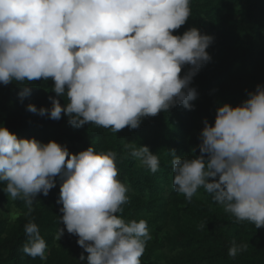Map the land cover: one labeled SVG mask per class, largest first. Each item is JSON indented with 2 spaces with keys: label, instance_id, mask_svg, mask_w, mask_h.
Wrapping results in <instances>:
<instances>
[{
  "label": "clouds",
  "instance_id": "clouds-1",
  "mask_svg": "<svg viewBox=\"0 0 264 264\" xmlns=\"http://www.w3.org/2000/svg\"><path fill=\"white\" fill-rule=\"evenodd\" d=\"M191 0H0V83L16 82L18 96L30 95L24 84L51 78L53 92L66 97L63 106L27 110L79 128L95 124L118 132L136 129L141 119L185 109L197 98L190 87L200 67L210 60L206 49L213 37L193 27L182 35L173 31L186 23ZM188 70L180 75L182 68ZM200 155L183 158L169 150L174 190L191 201L203 187L236 221L264 227V86L238 106L216 109L214 124L203 121ZM130 155L152 173L160 161L147 146ZM116 153H97L90 146L72 154L54 141L17 138L0 126V182L12 199L31 205L38 193L47 196L62 177L58 204L66 231L87 255V264H141L152 237L141 219L125 222L117 213L128 202L120 182ZM209 178L211 182H209ZM28 236L22 251L47 260V244L38 226H24ZM65 229L58 228L57 241ZM247 245L233 242L235 257ZM84 264L83 252L79 256Z\"/></svg>",
  "mask_w": 264,
  "mask_h": 264
},
{
  "label": "trees",
  "instance_id": "trees-1",
  "mask_svg": "<svg viewBox=\"0 0 264 264\" xmlns=\"http://www.w3.org/2000/svg\"><path fill=\"white\" fill-rule=\"evenodd\" d=\"M190 9L186 23L172 34L182 35L195 27L213 37L206 49L210 60L190 84L197 92V98L189 102L191 109L177 105L143 117L136 129L126 126L116 133L91 123L75 128L63 112L59 120H52L47 114L27 110L28 104L50 109V96L62 106L68 102L52 91L51 78L25 81L30 95L23 99L18 96L22 88L14 81L0 83V126L18 139L57 142L72 154L90 146L97 153L115 152L116 178L128 188L129 198L117 215L125 222L146 220L152 237L140 257L141 264H264V227L256 228L246 220L237 222L203 187L191 201L186 200L173 188V157L169 154L174 149L178 157L199 156L203 121L213 125L218 106H238L258 84L264 86V0H191ZM187 70L188 66L182 68L180 75ZM139 146H147L158 156L157 172L130 155ZM54 181L47 196L38 193L33 198L31 211L22 199L14 200L5 193L6 182H0V264H80L82 252L87 264L88 253L76 243L78 236L67 233L60 220L62 204L57 201L62 177L56 176ZM29 221L38 226L47 244V260L22 251L28 241L24 226ZM58 228L65 231L57 241ZM233 242L247 245L234 258L228 255Z\"/></svg>",
  "mask_w": 264,
  "mask_h": 264
}]
</instances>
